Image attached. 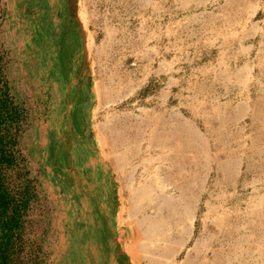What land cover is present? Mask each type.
I'll list each match as a JSON object with an SVG mask.
<instances>
[{"label": "rangeland", "instance_id": "1", "mask_svg": "<svg viewBox=\"0 0 264 264\" xmlns=\"http://www.w3.org/2000/svg\"><path fill=\"white\" fill-rule=\"evenodd\" d=\"M0 47L22 264H264V0H0Z\"/></svg>", "mask_w": 264, "mask_h": 264}, {"label": "trees", "instance_id": "2", "mask_svg": "<svg viewBox=\"0 0 264 264\" xmlns=\"http://www.w3.org/2000/svg\"><path fill=\"white\" fill-rule=\"evenodd\" d=\"M7 66L6 55L0 47V264H22L18 202L8 189L12 187L8 171L22 165L18 145L27 113L12 95Z\"/></svg>", "mask_w": 264, "mask_h": 264}, {"label": "bare ground", "instance_id": "3", "mask_svg": "<svg viewBox=\"0 0 264 264\" xmlns=\"http://www.w3.org/2000/svg\"><path fill=\"white\" fill-rule=\"evenodd\" d=\"M155 226H157V224L156 225L153 224V226L149 228V231L146 233V235H147V241L144 242V244H146V246H143L142 247V249H144L148 253V255H150L149 250H148V249H150V244H151V242L153 243V236H154V233H155L154 227ZM149 258L152 259V257H149Z\"/></svg>", "mask_w": 264, "mask_h": 264}]
</instances>
